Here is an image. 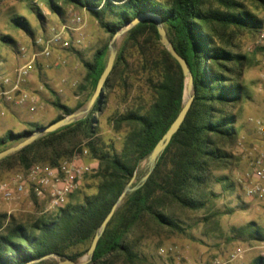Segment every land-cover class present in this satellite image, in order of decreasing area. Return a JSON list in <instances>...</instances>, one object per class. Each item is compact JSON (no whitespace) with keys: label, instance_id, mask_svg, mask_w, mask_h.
<instances>
[{"label":"trees","instance_id":"1","mask_svg":"<svg viewBox=\"0 0 264 264\" xmlns=\"http://www.w3.org/2000/svg\"><path fill=\"white\" fill-rule=\"evenodd\" d=\"M5 1L0 0V10ZM44 1L55 13L60 12L58 0ZM63 1L86 8L111 38L142 14L159 16L168 38L186 59L194 77L195 99L184 123L148 180L126 196L100 238L90 263L145 264V257L136 250L135 239L143 234L146 222L181 230L175 213L183 209H205L217 197L213 184L227 178L215 179V173L230 171L237 159L233 151L238 141L237 111L247 98L243 74L249 57L234 51L232 42L239 31L260 30L262 23L246 9L243 0ZM259 1L264 3V0ZM11 22L19 29L28 30L29 21L24 15L14 14ZM2 41L10 43L13 39L3 36ZM134 49L154 101L118 119L119 127L123 124L129 127L123 137L122 152L118 153L114 144L103 142L95 116L103 112V95L110 87L111 78L117 76L120 67L130 66ZM108 57L109 44L95 53L92 62L84 63L86 81L94 91ZM185 88L182 67L162 44L156 23L146 21L130 30L93 111L0 161V167L8 168L19 165L26 169L34 163L56 166L63 159H71L86 141L81 152L87 148L91 158L100 164L99 171L92 177L97 181L95 193L85 194L80 199L74 196L82 193L79 188L70 196V199L75 197L73 201L53 215L40 217L29 225L9 223L0 234V264H59L45 259L52 254L77 262L86 254L103 221L134 178L139 163L149 157L181 112ZM55 106L62 115L49 125L77 110L60 102ZM82 106L80 104L78 109ZM33 131H8L0 137V150L22 142ZM223 184L229 186L226 182ZM4 218L0 216V224ZM252 264H264V257H257Z\"/></svg>","mask_w":264,"mask_h":264},{"label":"rangeland","instance_id":"2","mask_svg":"<svg viewBox=\"0 0 264 264\" xmlns=\"http://www.w3.org/2000/svg\"><path fill=\"white\" fill-rule=\"evenodd\" d=\"M57 3L61 6L59 13H55L44 0H7L1 6L0 79L14 74L29 61L34 52H40L47 41L62 29V39L69 45L54 46L49 56L40 55L37 58L24 85L29 97L28 103L17 106L6 102L4 109L0 111V137H4L8 131L18 133L35 130L37 126H48L62 115V111L55 106L57 102L70 109H77L74 113L89 109L85 116L93 111L94 105L90 106V103L95 91L86 81L87 69L84 63L92 62L95 53L110 44L113 38L86 8L67 4L63 0H58ZM243 3L261 21L262 28L239 31L232 42L235 45L234 51L249 57L243 74L247 98L237 111L238 141L233 148L237 159L230 171L215 173V179L227 178L221 183L213 184L212 189L217 197L205 209H183L175 213L174 216L182 226L181 230L158 227L152 222H146L143 234L135 239L136 250L145 257V264H252L257 257H264V201L249 198L245 190V175L256 156L253 148L260 140L256 121L264 117V3L259 0H243ZM14 14L24 15L28 19V30L13 26L11 18ZM77 16L82 17L80 25L73 24V19ZM3 36L11 37L13 42L2 41ZM126 36L127 33L115 43L118 54ZM23 48L27 50L25 56L22 54ZM139 59L137 50H132L130 66L120 67L117 76L111 78L110 87L103 95V112L95 116L103 142L107 145L114 144L118 153L122 152L123 137L129 131L126 124L121 127L117 125L118 119L154 101V94L146 75L141 71ZM80 104L83 106L78 109ZM86 145L84 141L71 159L61 161H72L80 156L78 160L81 163L92 165L93 171L86 174L80 186L79 191L82 193L74 194L80 199L85 194L96 192L97 181L92 177L100 168L99 161L91 158L87 148L81 152V148ZM35 164L42 163H34L30 167ZM29 168L22 169L19 165L14 168L0 167V184ZM148 170L147 158L136 168L135 183ZM223 182L229 186H224ZM74 198L69 199V202ZM9 202L14 201L0 200V216H5L0 224V234L13 221L29 225L40 217L56 212L47 211L45 205L33 195L22 198L18 205H11ZM87 254L88 252L77 262H82ZM47 259L50 263H59L56 258Z\"/></svg>","mask_w":264,"mask_h":264},{"label":"built area","instance_id":"3","mask_svg":"<svg viewBox=\"0 0 264 264\" xmlns=\"http://www.w3.org/2000/svg\"><path fill=\"white\" fill-rule=\"evenodd\" d=\"M82 22L81 16L73 19L74 25H80ZM63 30L56 32L40 49V52H34L29 61L19 67L14 74L0 79V111L4 109L6 102H12L17 106L28 103L29 97L24 85L33 65L40 55L49 56L54 46L69 45L62 39ZM26 53L27 50L23 48L22 54L25 56ZM256 122L260 131V140L253 148L256 156L245 175V190L249 198L264 201V117ZM78 158L56 166L35 164L24 173L12 175L0 184V200L14 201L23 195H33L45 205L47 211L64 208L70 196L80 188L86 174L93 171L92 165L81 163ZM233 258L236 256L233 255Z\"/></svg>","mask_w":264,"mask_h":264},{"label":"water","instance_id":"4","mask_svg":"<svg viewBox=\"0 0 264 264\" xmlns=\"http://www.w3.org/2000/svg\"><path fill=\"white\" fill-rule=\"evenodd\" d=\"M146 21H154L156 23L160 37H161L162 44L167 48V50L170 52V54L179 62V64L182 67L184 76L186 78L184 106H183L181 112L179 113L178 117L176 118V120L172 123L169 130L165 133V135L161 138V140L157 143V145L153 149L152 153L149 155V157H148L149 172L147 173L146 176H144L141 179L140 183L133 186L135 181H136V177H134L132 179V181L128 184V186L125 188L124 192L122 193V195L120 196L118 201L113 206L111 212L108 214V216L103 221L99 232L95 235L93 242L91 244V247H90L88 254L85 257V259L82 262H75V261H73L67 257H61L57 254L49 255L45 259L56 258L59 260V264H90L92 262V260L94 258L95 251H96L98 243H99V240L102 237V235L104 234V232H105L109 222L112 220L115 212L117 211L119 206L123 203L124 199L126 198V196L129 193L137 190L142 184H144L148 180L149 176L154 171L161 155L164 153L166 148L169 146L174 135L181 128L182 124L184 123V121H185V119H186V117H187V115H188V113L192 107V104H193L194 99H195L193 74L189 68V65H188L186 59L183 58L177 52L173 43L168 38L167 31L164 28L162 19L159 16L152 15V14H142V15L138 16L127 27H125L123 30L118 32L113 37V40L109 44L108 63H107L106 69L104 70V72H103V74L99 80V83L97 85V89H96L94 96L91 100L90 106L94 105L96 103L97 99H99L101 97L102 92L104 90V87L107 83V80H108L109 76L111 75V73L114 69L115 62H116L117 55H118V50H117V47L115 45L117 39L119 37H121L122 35L128 33L130 30H132L134 27H136L140 23H143ZM88 110L81 111L78 113H73V114H71V115L51 124V125L43 126V127H39L37 129H35L25 140H23L19 144L1 151L0 152V161H2L3 159L21 151L22 149L26 148L27 146L33 144L35 141H37L38 139H40L44 135L49 134V133H53V132H55V131L63 128V127L71 125V124L75 123L76 121L82 119L86 115Z\"/></svg>","mask_w":264,"mask_h":264},{"label":"crops","instance_id":"5","mask_svg":"<svg viewBox=\"0 0 264 264\" xmlns=\"http://www.w3.org/2000/svg\"><path fill=\"white\" fill-rule=\"evenodd\" d=\"M30 195H23V196H21L19 199H17V200H14V202H9V204H16V205H18V204H20V200L22 199V198H27V197H29Z\"/></svg>","mask_w":264,"mask_h":264}]
</instances>
